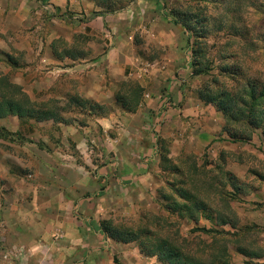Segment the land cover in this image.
Instances as JSON below:
<instances>
[{
  "label": "crops",
  "instance_id": "crops-1",
  "mask_svg": "<svg viewBox=\"0 0 264 264\" xmlns=\"http://www.w3.org/2000/svg\"><path fill=\"white\" fill-rule=\"evenodd\" d=\"M41 2L44 9L69 24L63 32L95 37L104 45L92 42L76 59H62L52 50L53 40L60 36L54 31L48 40L38 41L34 63L22 66L15 77L17 83L34 101L38 96L50 102L77 95L90 101V107L66 100L63 111L76 107L81 113L96 114L87 120L1 123L13 131L21 130L26 139L16 144L0 140V264H117L115 258L120 264H160L132 243H116L100 234L99 223L106 220L114 204V196L110 201L106 196L128 191V202L135 201L138 192L150 196L158 187L157 165L166 151L172 154L168 153V159L174 156L175 160L183 149L201 151L211 146L212 156L217 157L229 149L235 158L247 149L228 137L218 142L222 117L213 106L187 95L193 76L188 35L165 21L163 12H155L148 0H136L130 8L114 13L105 12L96 0ZM39 3L0 0L3 31L28 34L34 22L37 26L41 20ZM8 48L0 40V54ZM128 81L143 89L134 113L116 108V85ZM105 106L113 108L108 116L99 114ZM48 107L53 110L55 106ZM259 140L253 139V143ZM106 141L113 151L106 169L91 174L76 162L78 154L86 161L102 156L100 147ZM141 156H146L145 163H140ZM247 171L246 167L229 166L226 172L235 178L226 186L236 192L243 190ZM228 206L233 209V204ZM208 207L198 225L206 222L211 229L216 227L217 216ZM255 208L250 207L245 216L244 208L234 207L231 223L224 219L225 230L233 235L237 218L242 224L247 218L250 224L264 226L260 219L264 208ZM54 232L60 234L55 239L60 241L52 240Z\"/></svg>",
  "mask_w": 264,
  "mask_h": 264
},
{
  "label": "rangeland",
  "instance_id": "rangeland-1",
  "mask_svg": "<svg viewBox=\"0 0 264 264\" xmlns=\"http://www.w3.org/2000/svg\"><path fill=\"white\" fill-rule=\"evenodd\" d=\"M37 1L40 2V8H43L41 0ZM148 1L151 7L156 10L155 12H157V9L163 12V19L172 25H175L173 21L180 20L183 15L197 16V22L194 25L200 30V36L195 42V48H203L205 52L203 62L210 69V73L208 76H191L192 81L190 84H187L189 92L187 95L189 94V96L198 99V91L203 84L209 86L212 90H216L218 87L223 89L228 86V88H232L234 94L240 93L241 88L237 90L235 88L236 85L232 84L227 75L220 71L223 65L240 67L243 69L246 78L264 83V0ZM105 2L110 5L109 8L113 11L107 10L105 4L102 9L105 12L114 13L130 8L136 0H105ZM120 6L124 9L118 10ZM40 19L37 24L40 25L41 29L38 30V25L36 26L34 22V26L27 34L21 31H3L5 23L0 18V40H3L9 47L7 53L3 52L0 54V82L2 81L1 78H4L8 83L22 89L17 83L16 74L23 68L22 66L34 63V52L38 51V41L40 39L43 41L48 40L55 32L59 33L60 36L53 40V43H56V52L62 59L66 57L64 54L65 48H70L69 53L74 55V58L71 59H76V56H79L81 51H85L89 43L93 42L97 45H104L103 40L95 37H81L80 34H75L72 30L63 32L62 29L69 27V24L62 22V17L55 12L50 13L43 8ZM178 28L182 29L180 26ZM50 35L51 37H49ZM198 42L200 45H198ZM22 43H25L23 47L21 46ZM28 43L30 45H27ZM18 44L20 46L16 48ZM103 49H105V46H103ZM29 52L32 54L28 57ZM8 68H10L8 74L4 75ZM118 85H116V92L119 88ZM222 85H225V87ZM5 90L0 86V140L13 144L21 143V140L26 139L23 137V132L16 130V128H12L14 129L13 131L10 127L6 128L2 126L1 123L9 122L10 124L14 121L21 123L32 119H19L16 115L4 113V110L1 108L3 107L1 93ZM75 92H79L77 86ZM26 95L34 101L31 97L32 94L30 96L26 93ZM36 98L37 101H34L35 103H43L47 106L52 104L55 106L53 111L56 112L55 119L58 121H67V119L68 121L71 119L87 120L88 118H93L92 114H96L93 112L89 113V115L88 113H81L75 110V106L73 111L64 112L66 100L74 105H79L81 101H84L77 95L73 96L70 100L62 96L63 99L50 102L47 97L46 99L39 96ZM213 107L223 119L220 125L221 129L218 132V142H221L223 139H228L223 130L226 121L223 114L215 106ZM116 108H118L117 105ZM112 111L113 108L111 106H105L104 111L99 114L108 116ZM235 127L238 130L239 127ZM239 129L241 130V128ZM261 137L260 131L253 130L251 141H239L243 144L241 146H244L247 150H244L242 154H237L236 158L234 157V152L229 149L220 151L218 157L212 156L211 146L202 148L201 151H187L183 149L179 153V156H176L175 160H173L174 156L170 158L171 165L178 167L177 175L172 173L171 169L167 171L162 170V160H160L156 172L158 175L156 177L158 187L153 193H149L150 196H145V192H138L135 195V201L128 202L126 200V197L130 194L128 191L111 192L110 195H107L105 192L107 195L105 196L109 201L114 196L112 200L114 202L113 207L111 206L107 211L105 219H110L116 226L124 229H131L133 231L148 229L160 237L165 236L176 241L179 245H188L186 247H189L191 250L193 249L195 253L206 259H208V248L212 245L213 239L226 241L225 246H227L230 253L229 264H264V226L250 224L247 218L246 222L242 224L239 218H237L239 222H233V225H235L232 229L233 235H230L231 231L227 232L224 224L221 223V219L234 217L236 213L234 207L236 209L244 208V214L248 213V210L252 206H255L258 211L264 208V141L261 140ZM257 138L261 142L253 143V139L257 140ZM93 145L91 144L90 147ZM100 150L103 152L101 153L102 156L96 158L92 156L90 161H86L79 158L80 154H78L76 155V162L81 164L91 174H95L101 169H106L113 156L112 146L106 141L100 147ZM166 152L170 156L172 155L171 152ZM82 156L84 157V155ZM145 160L146 156H141L139 159L140 163H145ZM228 162L231 163L229 164ZM229 166H242L248 169L244 178L245 188L239 192L232 191L226 186V182L229 179L235 178L233 174L230 175L226 172ZM160 169L162 172H159ZM178 186L194 192L208 206L214 208L211 210L217 216V224L215 228L212 227L211 229L215 233L207 235L198 232V229H207L206 227L209 225L206 222H204L205 226L198 225L201 218H204V214L196 213L194 215L197 217V221H195L197 222L196 225L188 217L180 216L173 209L169 208L170 202L179 201L184 203L183 200L176 196L174 189ZM116 194L118 198H115ZM229 203L233 204V209L228 206ZM238 203H242V205H238ZM260 219L261 222H264V217ZM232 220L234 221V219ZM229 222L231 223V220ZM224 233L229 234L223 235ZM52 240L55 242L60 241L55 240L53 236ZM190 242H193L191 243L192 245L189 244ZM132 244L138 247L136 243ZM236 244L246 249L247 252L253 253L254 251L262 255V257L246 258L242 255L238 256ZM115 262L120 264V261L116 258ZM72 264H75V262H72Z\"/></svg>",
  "mask_w": 264,
  "mask_h": 264
},
{
  "label": "trees",
  "instance_id": "trees-1",
  "mask_svg": "<svg viewBox=\"0 0 264 264\" xmlns=\"http://www.w3.org/2000/svg\"><path fill=\"white\" fill-rule=\"evenodd\" d=\"M96 2L101 8L105 4L107 10L113 11L105 0H96ZM122 9L124 8L121 6L118 8V10ZM196 17L186 14L180 20L173 21V24L180 26L188 35V45L192 53L190 61L192 75L208 76L210 69L203 62L205 52L202 47L195 48V42L200 36V30L194 25L197 22ZM55 44L52 43L53 51L56 50ZM198 45H200L199 42ZM69 49L65 48V56L70 59L74 58V55L69 53ZM220 71L227 75L232 84L236 85L235 88L237 90L241 88L240 93L234 94L232 88L225 87V85H222L225 87L223 89L218 87L216 90H212L209 86L203 84L198 91V100L204 105L215 106L223 114L226 121L223 130L230 140L234 142H249L252 140L253 130H257L261 132V140L264 141V83L246 78L243 69L240 67L223 65ZM1 80L0 86L6 89L1 93L3 103L1 108L4 113L16 115L19 119L26 118L36 121L52 119L58 121L55 119V111L48 109L49 107L43 103H35L21 88L8 83L6 79L1 78ZM118 86V91L115 94L116 105L128 113H134L141 102L143 89L129 81L121 82ZM82 103L89 106L92 104L90 101H82ZM234 126H238L241 130L239 128L237 130ZM161 160L162 170L171 169L172 173L178 174V167L171 165L167 153L162 154ZM174 190L176 196L184 201V203L173 201L169 204V208L173 209L178 215L197 221V217L194 216L196 213L206 214L208 212L207 203L194 192L179 186ZM221 223L225 225V220L221 219ZM232 226L235 225L232 224ZM99 231L105 239H110L116 243H136L142 254L151 258L155 257L160 264H229L230 253L227 246H225L226 241L213 239L212 245L208 248V259H206L195 253L193 249L186 247L188 245H179L176 241L165 236L160 237L148 229H139L137 231L124 229L116 226L110 219L100 221ZM198 232L207 235L215 233L212 229H198ZM223 235H228V233ZM191 243L193 242L189 244ZM236 253L246 258L262 257V255L254 251L253 253L247 252L246 249L238 244H236Z\"/></svg>",
  "mask_w": 264,
  "mask_h": 264
},
{
  "label": "built area",
  "instance_id": "built-area-1",
  "mask_svg": "<svg viewBox=\"0 0 264 264\" xmlns=\"http://www.w3.org/2000/svg\"><path fill=\"white\" fill-rule=\"evenodd\" d=\"M53 238H54V239H58V238H60V234H58L57 232H54V233H53Z\"/></svg>",
  "mask_w": 264,
  "mask_h": 264
}]
</instances>
